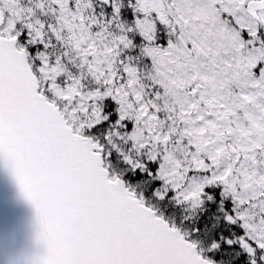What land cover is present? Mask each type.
Here are the masks:
<instances>
[{"label": "snow or ice", "instance_id": "1", "mask_svg": "<svg viewBox=\"0 0 264 264\" xmlns=\"http://www.w3.org/2000/svg\"><path fill=\"white\" fill-rule=\"evenodd\" d=\"M0 264H264V0H0Z\"/></svg>", "mask_w": 264, "mask_h": 264}, {"label": "water", "instance_id": "2", "mask_svg": "<svg viewBox=\"0 0 264 264\" xmlns=\"http://www.w3.org/2000/svg\"><path fill=\"white\" fill-rule=\"evenodd\" d=\"M30 217V210L16 203L14 192L0 179V232L10 223L15 224L19 229L18 235L23 241L28 233Z\"/></svg>", "mask_w": 264, "mask_h": 264}]
</instances>
